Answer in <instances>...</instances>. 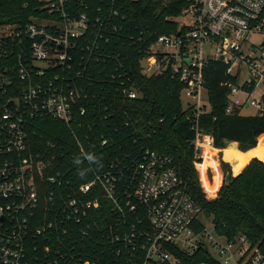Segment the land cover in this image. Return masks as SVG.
I'll return each instance as SVG.
<instances>
[{
	"label": "built area",
	"instance_id": "1",
	"mask_svg": "<svg viewBox=\"0 0 264 264\" xmlns=\"http://www.w3.org/2000/svg\"><path fill=\"white\" fill-rule=\"evenodd\" d=\"M38 2L47 17L32 16L23 27L0 26V39L20 38L17 77L23 84L18 95L6 99L0 115V264H108L105 250L97 255L90 245L79 246L96 227L91 212L99 201L84 198L96 186L111 203L112 222L103 235L117 246L118 264H209L192 261L202 251L213 264H264V254L244 235L227 239L208 226L169 155L144 149L131 162L91 167L84 174L87 181L79 184L74 152L66 167L61 143L29 139L33 119L62 123L76 152L91 166L92 150L78 134L95 125L85 119L87 88L96 83L90 73L100 75L106 69H97L96 63L110 60L112 79L124 86L127 75L109 49L122 32V25L112 22L125 19L118 10L93 8L89 0ZM263 10L264 0H185L177 17L186 21L177 22V33L155 38L141 62L143 75L168 72L183 84L180 99H193L186 108H194V146L200 149L195 165L211 137L198 124L199 115L210 110L204 78L209 61L221 62L236 79L221 84L229 88L226 113L252 108L264 115V92L260 99L253 96L264 83V41L257 52L244 47L249 34L264 31ZM128 33L124 27L127 42ZM122 93L137 97L135 87H123ZM106 143L104 138L100 145ZM85 219L90 222L82 229Z\"/></svg>",
	"mask_w": 264,
	"mask_h": 264
},
{
	"label": "trees",
	"instance_id": "2",
	"mask_svg": "<svg viewBox=\"0 0 264 264\" xmlns=\"http://www.w3.org/2000/svg\"><path fill=\"white\" fill-rule=\"evenodd\" d=\"M89 2L93 8L100 5L108 10L112 7L118 10L119 16H125L124 20H112L114 24L122 25V32L112 38L109 49L113 55L120 57L127 71V75L123 77L124 86L109 76L113 71L110 60L103 64L96 63L97 69H106L100 75L95 70L93 74L90 73L96 83L87 88L89 95L86 104L90 109L89 117L85 119L95 121V125L89 131L84 126L78 134L85 147L92 150L94 161L89 166L76 152L72 134L62 123L33 119L27 127L29 139L40 144L46 141L61 143L66 167L70 166V155L74 152L81 171L79 184L87 181L88 176L84 174L91 167L99 170L119 161L131 162L144 149L169 155L174 169L186 182L189 194L200 206L204 218L210 221L214 231L227 239L244 235L251 245L257 246L264 254V135L261 136L264 134V115L243 114L240 111L226 113L229 88L221 84L234 82L236 79L226 74L221 62L212 60L207 63L204 78L210 110L199 115V128L212 137L215 148H224L228 143L236 142L240 150L233 146L224 150V158L233 165V173H239L232 175L229 164L222 162L224 181L217 194L211 199L207 198L194 164L195 156L200 153V149H195L194 146V108L182 107V82L168 72L151 76L141 73V62L155 38L178 32V23L171 18L179 15L185 0ZM93 14H96V10L91 11L89 16L92 17ZM35 15L48 16V11L41 7L38 0H0V26L17 24L23 27ZM260 19L264 20V10ZM124 27L129 28L126 36L128 42L124 40ZM19 40L20 38L0 39V115L6 99L18 95L23 85L17 77V55L22 47ZM89 72L92 70L87 73ZM7 79L13 82L7 83ZM123 87H135L137 97L130 99L124 95ZM92 93H96L97 97L92 98ZM86 136L88 140H85ZM104 138L107 143L100 145ZM205 147L207 153L199 165L200 179L206 191L213 194L218 185L210 187L204 174L208 166L213 167L217 173L218 169L212 159L213 152L209 143ZM215 179L219 182V176ZM102 195L103 192L96 186L91 194L84 196L85 199H97L99 207L91 212L96 227L90 230L89 237L80 240L79 246L86 248L90 245L97 255L105 250V255L109 257L107 263L118 264L119 260L114 253L117 246L107 241L103 235L108 233L105 226L112 222V207ZM89 222L90 220L85 219L80 228H85ZM201 260L213 264V260L204 251L192 261Z\"/></svg>",
	"mask_w": 264,
	"mask_h": 264
},
{
	"label": "rangeland",
	"instance_id": "3",
	"mask_svg": "<svg viewBox=\"0 0 264 264\" xmlns=\"http://www.w3.org/2000/svg\"><path fill=\"white\" fill-rule=\"evenodd\" d=\"M174 21H176V22H183V21H186V19L185 18H183V17H181V16H179V17H175L174 19H173ZM6 33H8V31H6L5 32V34ZM264 41V31H258V32H254V33H251V34H249L248 35V37H247V39H246V41H245V44H244V47L245 48H249V47H254V49L256 50V52L259 50V48H260V45H261V43ZM263 92H264V83H262L261 84V86L259 87V89H256L255 91H254V93H253V96H254V98H256V99H260L261 98V96H262V94H263ZM244 94L243 93H240L238 96H243ZM193 101V99H189V98H186L185 96H182L181 97V104H182V107L183 108H186L187 106V104L188 103H191ZM243 113L244 114H251V113H254V111H253V109H251V108H245V110L243 111ZM264 142V141H263ZM227 146H228V144L226 145V147H224V148H217V150L216 151H212L213 152V154H212V159L213 160H215V162H216V168L218 169V173L214 170V168L213 167H211V166H208V167H206V169H205V179H206V182H207V184L211 187V186H213L214 184H216V185H218V187H217V189H216V191H215V193H213V194H209L207 191H206V189H205V187L203 186V184H202V181H201V179H200V173H199V171H200V169H199V165L200 164H202V162H203V156L207 153V148L206 147H204V151H202V160H201V162H199V163H197L196 165H195V168H196V172H197V176H198V178H199V182H200V185H201V188H202V190H203V192L205 193V195H206V197L207 198H213L215 195H216V193H217V190H218V188L220 187V185L223 183V181H224V172H223V170H222V166H221V164H222V162H225V163H228L229 164V166H230V171H231V174L232 175H237V174H235V173H233V165L231 164V162L230 161H227L225 158H224V150L227 148ZM236 149V148H235ZM237 149H238V147H237ZM236 149V150H237ZM238 151H240L239 149H238ZM242 152V151H241ZM245 152H247V151H245ZM252 158H258V157H252ZM251 158V159H252ZM250 159V160H251ZM259 160H261L260 158H258ZM249 160V161H250ZM261 161H263V160H261ZM264 162V161H263ZM244 168V167H243ZM242 170V169H241ZM216 176H219V182H217V179H215V177ZM215 185V186H216ZM205 222L208 224V226H210V221L208 220V219H206L205 220Z\"/></svg>",
	"mask_w": 264,
	"mask_h": 264
},
{
	"label": "crops",
	"instance_id": "4",
	"mask_svg": "<svg viewBox=\"0 0 264 264\" xmlns=\"http://www.w3.org/2000/svg\"><path fill=\"white\" fill-rule=\"evenodd\" d=\"M205 99V98H204ZM252 109V108H251ZM253 111H254V113H256V111L253 109ZM242 113H243V111H242ZM254 113H251V114H254ZM244 114V113H243ZM264 134H262L261 136H263ZM260 136V137H261ZM260 137H259V139H260ZM209 144H210V147H211V150L212 151H216L217 150V148H215L214 146H213V140H212V137H209ZM228 146H233L234 148H236L237 149V143L236 142H230V143H228ZM227 146V147H228ZM253 149V148H252ZM238 150V149H237ZM249 151V150H248ZM220 187H221V185H220ZM220 187L218 188V190H217V192L219 191V189H220ZM217 194V193H216Z\"/></svg>",
	"mask_w": 264,
	"mask_h": 264
}]
</instances>
